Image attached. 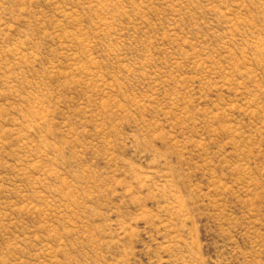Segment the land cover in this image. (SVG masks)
Here are the masks:
<instances>
[{"label":"rangeland","instance_id":"374dc122","mask_svg":"<svg viewBox=\"0 0 264 264\" xmlns=\"http://www.w3.org/2000/svg\"><path fill=\"white\" fill-rule=\"evenodd\" d=\"M0 264H264V0H0Z\"/></svg>","mask_w":264,"mask_h":264}]
</instances>
